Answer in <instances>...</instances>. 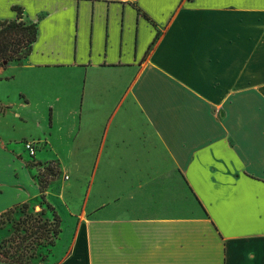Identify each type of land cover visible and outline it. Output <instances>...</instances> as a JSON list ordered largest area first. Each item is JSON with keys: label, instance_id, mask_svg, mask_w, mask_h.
<instances>
[{"label": "crops", "instance_id": "1", "mask_svg": "<svg viewBox=\"0 0 264 264\" xmlns=\"http://www.w3.org/2000/svg\"><path fill=\"white\" fill-rule=\"evenodd\" d=\"M13 7L37 36L0 67V214L52 164L41 264H264V0Z\"/></svg>", "mask_w": 264, "mask_h": 264}, {"label": "trees", "instance_id": "2", "mask_svg": "<svg viewBox=\"0 0 264 264\" xmlns=\"http://www.w3.org/2000/svg\"><path fill=\"white\" fill-rule=\"evenodd\" d=\"M17 17L13 20H0V67H6L9 62H20L24 60L32 49V44L36 40L37 27L35 23L29 22L23 17L22 10L13 7ZM44 172L54 176L56 171L50 166L44 169ZM43 172V173H44ZM40 185V199L52 212L51 219H44L40 215L30 214L14 225V232L8 239L0 243V262L7 264H18L26 257V248L33 243L36 245H46L50 247L55 245L56 240L61 233V219L55 209L45 199L46 183L38 180ZM22 209H28L29 204L21 205ZM23 211V210H22ZM13 212V208L0 214V228L5 224L6 218ZM6 217V218H5ZM24 231V236H21ZM29 239L31 243L24 246L25 240ZM15 243L13 250L6 249L7 243Z\"/></svg>", "mask_w": 264, "mask_h": 264}, {"label": "rangeland", "instance_id": "3", "mask_svg": "<svg viewBox=\"0 0 264 264\" xmlns=\"http://www.w3.org/2000/svg\"><path fill=\"white\" fill-rule=\"evenodd\" d=\"M1 86L2 85L0 83V94H2V91L4 90ZM49 166L51 168L53 167L52 164H49ZM43 172L44 171H42L41 169L33 168V176L36 178V180H41L43 183H46V187H47L50 181L57 178V172L56 174H54V176L47 174L46 172L44 173ZM54 194H57V192H54ZM52 199L53 201H56L54 200V198ZM30 214H34L35 216L40 215L42 220L46 218L48 219L52 218L51 210L47 208L45 204H43L41 199H39V202L34 205L29 204L28 209H22L21 205L15 206L13 208V212L9 215V217L8 218L5 217L6 218L5 224L3 225L2 228H0V243L2 242V240L11 237V235L14 232V225L16 224L17 221ZM24 234H25L24 231H21V236H24ZM28 243H31L29 239L25 240L22 246ZM14 244L15 243L13 242L10 243V246L12 247L10 249L9 244L7 243L6 249L13 250ZM26 251H27L26 257L23 258V260L19 261L18 264H41L42 261H45L46 258L49 257V254L51 252V247L48 244L39 246L36 245V243H33L31 246H28L26 248Z\"/></svg>", "mask_w": 264, "mask_h": 264}, {"label": "built area", "instance_id": "4", "mask_svg": "<svg viewBox=\"0 0 264 264\" xmlns=\"http://www.w3.org/2000/svg\"><path fill=\"white\" fill-rule=\"evenodd\" d=\"M23 146H24V149L26 150V152L29 154L30 157L35 156V153L37 151L35 142L25 140L23 142ZM47 166H49V164L41 166V170L44 171L45 167H47Z\"/></svg>", "mask_w": 264, "mask_h": 264}]
</instances>
